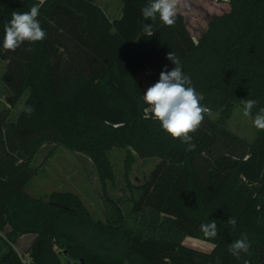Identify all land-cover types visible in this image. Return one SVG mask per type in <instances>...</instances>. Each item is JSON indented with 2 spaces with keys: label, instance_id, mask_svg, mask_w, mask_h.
I'll list each match as a JSON object with an SVG mask.
<instances>
[{
  "label": "trees",
  "instance_id": "trees-1",
  "mask_svg": "<svg viewBox=\"0 0 264 264\" xmlns=\"http://www.w3.org/2000/svg\"><path fill=\"white\" fill-rule=\"evenodd\" d=\"M207 1L225 10L208 11L199 35L177 7L173 26L157 17L147 36L144 24L152 22L141 9L149 0H124L122 16L113 20L96 0L0 6L8 101L14 106L27 93L15 121L10 108L0 110V264H264V130L248 141L227 126L244 99L258 101L252 115L264 108V0ZM36 4L45 39L3 49L11 13ZM170 51L209 109L190 134L192 150L144 118L143 94L165 66L175 67ZM26 106L35 109L30 116ZM51 141L90 156L103 185L115 182L114 147L126 149L127 173L135 154L158 162L137 186L129 214L107 196L111 209L101 221L75 193L55 191L47 201L28 193L37 173L31 163ZM210 221L217 223L215 239L200 231ZM29 233L36 238L27 260L14 244ZM188 236L214 245L194 248L185 244ZM243 236L250 248L237 258L229 246Z\"/></svg>",
  "mask_w": 264,
  "mask_h": 264
},
{
  "label": "rangeland",
  "instance_id": "rangeland-1",
  "mask_svg": "<svg viewBox=\"0 0 264 264\" xmlns=\"http://www.w3.org/2000/svg\"><path fill=\"white\" fill-rule=\"evenodd\" d=\"M22 1L0 0V6L10 2L19 3ZM99 1L104 2V0ZM177 7V10L186 13L189 26L197 35L206 28L207 21L211 16L208 11L213 9L219 13L225 10L221 2L207 0H178ZM6 71V60H0V110L10 108L9 121H15L24 107L27 93L14 106L9 103V90L3 82V75ZM144 82H148V75L144 76ZM214 117L216 118L217 115ZM254 117L255 115L245 117L243 107L236 105L228 119L227 126L232 132L244 139L253 141L259 131L253 125ZM109 155L115 171V182L107 181L106 185H103L90 156L72 151L56 141L46 142L31 163L32 167L37 169V173L34 174L27 186L28 193L44 201L49 200L55 191L75 193L80 197L90 214L101 221L105 219L107 210L111 209L107 202V196H110L120 203L127 215L132 207L131 198L138 196L141 192L137 186L147 180L158 162V158H142L135 154L136 159L131 170L127 173L125 166L126 149L114 147L110 150ZM131 184L133 188H131ZM7 230L2 231V234H6ZM35 238L36 234L29 233L19 237L14 244L16 250L27 260L30 259L27 251L28 245ZM184 241L185 244L203 251H210L214 245L210 241L192 236L186 237Z\"/></svg>",
  "mask_w": 264,
  "mask_h": 264
},
{
  "label": "clouds",
  "instance_id": "clouds-1",
  "mask_svg": "<svg viewBox=\"0 0 264 264\" xmlns=\"http://www.w3.org/2000/svg\"><path fill=\"white\" fill-rule=\"evenodd\" d=\"M178 0H149V3L141 9L145 21L144 32L147 36L153 35V24L159 20L166 26L175 24ZM40 5H33L26 12H12L10 21L4 25L2 47L8 51H15L25 41L38 42L46 37V32L38 20ZM167 59L174 64L171 71H161L159 80L149 86L143 94V101L147 105L144 109V118L159 121L162 130L173 139H179L188 145V150L195 148L192 143L191 133H194L202 124L205 114L209 109L201 104L203 99L194 87L191 86L190 77L182 71L180 59L174 52H168ZM243 115L251 116L253 109L258 104L255 99H244ZM32 106H26L24 111L29 116L34 112ZM253 125L258 130H264V108L256 113ZM228 223L235 226L237 221L229 217ZM200 231L208 239H215L218 235V227L215 221L200 225ZM250 244L247 237L234 241L229 246L230 253L239 258L241 253L249 251Z\"/></svg>",
  "mask_w": 264,
  "mask_h": 264
},
{
  "label": "crops",
  "instance_id": "crops-1",
  "mask_svg": "<svg viewBox=\"0 0 264 264\" xmlns=\"http://www.w3.org/2000/svg\"><path fill=\"white\" fill-rule=\"evenodd\" d=\"M96 2L104 9L110 19L113 20L122 16L124 0H104V2L96 0ZM7 64L8 60H6V65ZM22 236H26V234ZM30 244L31 242L28 246H30Z\"/></svg>",
  "mask_w": 264,
  "mask_h": 264
},
{
  "label": "water",
  "instance_id": "water-1",
  "mask_svg": "<svg viewBox=\"0 0 264 264\" xmlns=\"http://www.w3.org/2000/svg\"><path fill=\"white\" fill-rule=\"evenodd\" d=\"M38 198V197H37ZM38 199H41V198H38ZM42 200V199H41ZM74 264H76V263H74Z\"/></svg>",
  "mask_w": 264,
  "mask_h": 264
},
{
  "label": "built area",
  "instance_id": "built-area-1",
  "mask_svg": "<svg viewBox=\"0 0 264 264\" xmlns=\"http://www.w3.org/2000/svg\"><path fill=\"white\" fill-rule=\"evenodd\" d=\"M22 255V254H21Z\"/></svg>",
  "mask_w": 264,
  "mask_h": 264
}]
</instances>
